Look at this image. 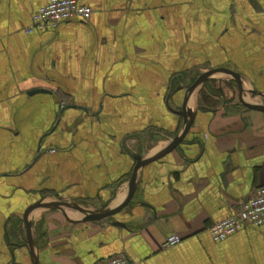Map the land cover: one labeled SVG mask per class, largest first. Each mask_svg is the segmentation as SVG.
I'll list each match as a JSON object with an SVG mask.
<instances>
[{
  "label": "crops",
  "instance_id": "0c3cea01",
  "mask_svg": "<svg viewBox=\"0 0 264 264\" xmlns=\"http://www.w3.org/2000/svg\"><path fill=\"white\" fill-rule=\"evenodd\" d=\"M48 1L0 0V264H32L24 215L39 201L118 207L132 156L151 158L180 132L201 74L230 70L244 101L264 105V0H77L88 21L27 34ZM188 108L182 143L138 170L114 217L29 213L37 264H264V226L219 243L207 231L264 187V112L241 105L223 74ZM171 236L180 243L166 247Z\"/></svg>",
  "mask_w": 264,
  "mask_h": 264
},
{
  "label": "built area",
  "instance_id": "2783aa9c",
  "mask_svg": "<svg viewBox=\"0 0 264 264\" xmlns=\"http://www.w3.org/2000/svg\"><path fill=\"white\" fill-rule=\"evenodd\" d=\"M93 10L81 6L77 0H49L31 16L30 26L25 31L30 34L35 31L55 30L59 25L71 20L88 21ZM264 226V187L259 188L254 196L244 202L240 210L228 218L217 222L208 228V234L215 243L223 242L235 233L247 228ZM180 243L176 236L169 237L166 247H174ZM96 264H134L124 257H114L101 260Z\"/></svg>",
  "mask_w": 264,
  "mask_h": 264
},
{
  "label": "water",
  "instance_id": "95a60500",
  "mask_svg": "<svg viewBox=\"0 0 264 264\" xmlns=\"http://www.w3.org/2000/svg\"><path fill=\"white\" fill-rule=\"evenodd\" d=\"M215 74H223V75L230 77L232 80H234L237 86L238 98H239V102L241 105H243L249 110H253L257 112H264V105L249 104L244 101L243 84L238 74L230 70H227V69H215V70H210L204 74H201L187 89L182 108L180 112L178 113V115L185 118L184 125L182 129L180 130V132L171 140V142L168 144L166 148H164L161 152H159L155 156L145 159V160H143L141 156H132L133 159L135 160V165L132 170L131 178L129 180L128 192H127V195L124 201L118 207L113 208V209H100V210L93 211V210L84 209L78 206L77 204H67L63 202H55L53 204H43L42 201H39L27 209L24 215V223H25V232L27 236V245H28L29 253L32 259V264H37V257L34 252V244H33L32 237H31V223L29 221V213L34 209H54L60 212H63L64 210H72V211L79 213L82 216V219L78 221L81 223L96 222V221H101V220L114 217L116 214L122 211L133 199V196L136 190V177H137L138 170L141 167L151 162H154L156 160L163 158L165 155L174 151L176 147L182 143V141L188 134L191 126L193 125V122L195 119V112H193L190 108H188L189 101L191 97L193 96V94L195 93V91H197L211 76ZM113 225L125 227L123 224H120V223H116V224L114 223Z\"/></svg>",
  "mask_w": 264,
  "mask_h": 264
},
{
  "label": "trees",
  "instance_id": "16d2710c",
  "mask_svg": "<svg viewBox=\"0 0 264 264\" xmlns=\"http://www.w3.org/2000/svg\"><path fill=\"white\" fill-rule=\"evenodd\" d=\"M201 97H202V99H203V102H207V97L206 96H204L205 94H204V92H203V90L201 91Z\"/></svg>",
  "mask_w": 264,
  "mask_h": 264
},
{
  "label": "rangeland",
  "instance_id": "374dc122",
  "mask_svg": "<svg viewBox=\"0 0 264 264\" xmlns=\"http://www.w3.org/2000/svg\"><path fill=\"white\" fill-rule=\"evenodd\" d=\"M66 211H67V210H66ZM71 212H74V211H71V210H70V213H71ZM79 219H81V218H78V220H79Z\"/></svg>",
  "mask_w": 264,
  "mask_h": 264
}]
</instances>
